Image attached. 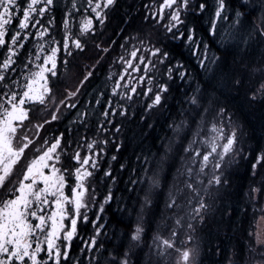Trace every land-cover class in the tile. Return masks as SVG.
Wrapping results in <instances>:
<instances>
[{"label":"snow or ice","instance_id":"snow-or-ice-1","mask_svg":"<svg viewBox=\"0 0 264 264\" xmlns=\"http://www.w3.org/2000/svg\"><path fill=\"white\" fill-rule=\"evenodd\" d=\"M201 234L264 264V0H0V264H198Z\"/></svg>","mask_w":264,"mask_h":264},{"label":"flooded vegetation","instance_id":"flooded-vegetation-1","mask_svg":"<svg viewBox=\"0 0 264 264\" xmlns=\"http://www.w3.org/2000/svg\"><path fill=\"white\" fill-rule=\"evenodd\" d=\"M139 3V0H138ZM56 19L54 21V27L52 29V35L56 38V39H60L62 33H63V19H62V13L61 12H57L56 14ZM109 33H110V29H109ZM117 40H119V37H115ZM120 49H117V52H119ZM117 52L113 53V56H115L117 54ZM113 71H116V69H113ZM75 76H76V69H72V72L67 80L68 84H71L74 82L75 80ZM143 102V100L141 99V103ZM61 128H63V125H60ZM111 154V153H110ZM127 177H125L126 179ZM122 187V185H121ZM82 235L85 236V238H87L88 235H91V227L89 226V228L87 230L81 229ZM80 241L76 240L74 241V247H76L77 245H79ZM219 257V256H218ZM220 259V258H218Z\"/></svg>","mask_w":264,"mask_h":264},{"label":"rangeland","instance_id":"rangeland-1","mask_svg":"<svg viewBox=\"0 0 264 264\" xmlns=\"http://www.w3.org/2000/svg\"><path fill=\"white\" fill-rule=\"evenodd\" d=\"M196 243L200 244V248H201V255L198 259V264H210V261L212 260H219L218 256H213L211 253H209L208 249L210 246H214L215 243H218V241H216L215 239L213 240L212 244L210 245L208 242V238L206 236H204L203 234H201V236L199 237V239H197L196 237L193 238V243L191 246H195Z\"/></svg>","mask_w":264,"mask_h":264},{"label":"trees","instance_id":"trees-1","mask_svg":"<svg viewBox=\"0 0 264 264\" xmlns=\"http://www.w3.org/2000/svg\"><path fill=\"white\" fill-rule=\"evenodd\" d=\"M240 102L243 103V99H241ZM237 114L241 120H244L246 122V125L248 122H251V124L254 126H258L260 123L261 113L258 110L249 113L247 108L245 107L243 111H237Z\"/></svg>","mask_w":264,"mask_h":264}]
</instances>
